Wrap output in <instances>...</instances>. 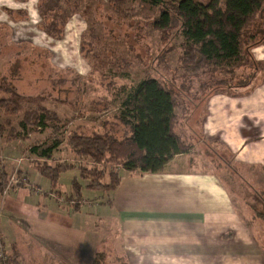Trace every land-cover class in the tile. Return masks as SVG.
Listing matches in <instances>:
<instances>
[{
	"label": "rangeland",
	"instance_id": "rangeland-1",
	"mask_svg": "<svg viewBox=\"0 0 264 264\" xmlns=\"http://www.w3.org/2000/svg\"><path fill=\"white\" fill-rule=\"evenodd\" d=\"M156 17L157 10L142 5L139 0H0V86L15 88L26 99V115L43 111L53 118L51 123L59 134L110 132L121 138L128 130L118 118L122 86L130 88L145 77H155L178 93V114L185 112L187 101L188 119L192 120L182 119L180 128L185 132L184 127L192 126L197 135L206 107L204 99L229 90L233 84L248 81L249 76L235 75L234 80L221 71L206 72L183 64L180 57L185 39L180 29H161L155 23ZM251 51L252 55L264 57V45ZM229 78L232 83L226 82ZM0 90L1 97L8 96L1 87ZM39 105L42 110L36 111ZM22 118L23 112L12 116L0 113V174L6 172L8 178L3 193L28 187L41 195L52 194L61 204H68L71 182L73 176L78 177L80 166L104 168L107 173L117 172L120 176L127 171L120 165L98 164L89 156L75 155L65 140L50 159L40 158L31 152V147L60 136L52 133L51 126L41 128L33 121L24 132L20 128ZM204 147L192 148L194 156L203 160L205 169L219 171L230 191L237 195L241 221L253 227L256 239L264 245V222L254 216L255 211L264 214V191L243 182L247 179L245 172L242 169L243 174L236 175L237 168L227 165L230 159L226 153L220 152V159L210 161V155L215 156L213 153L218 151ZM44 162L52 166L70 163L75 169L73 173H63L60 186L52 189L49 182L44 184V177L37 171L36 165ZM89 193L88 197L83 193L81 204H89L90 199L106 201L111 192ZM94 208L98 213L99 208ZM113 225L110 226L115 230ZM16 231L13 240L18 242V251L29 258V264L37 263L30 258L31 247L35 250L36 246H29V236L22 227ZM111 232L110 229L107 235L101 231L112 245ZM123 256L128 263L127 256ZM50 258L44 252L40 255L42 264H56ZM12 259L1 251L0 264H13ZM149 259L145 264H150Z\"/></svg>",
	"mask_w": 264,
	"mask_h": 264
},
{
	"label": "crops",
	"instance_id": "crops-1",
	"mask_svg": "<svg viewBox=\"0 0 264 264\" xmlns=\"http://www.w3.org/2000/svg\"><path fill=\"white\" fill-rule=\"evenodd\" d=\"M253 56L264 61L257 53ZM261 74L247 87L232 86L206 97L198 136L192 126L184 127L183 134L192 138L196 148H215L218 152L213 153L216 157L210 155V161L226 153L229 168L235 166L236 175L243 169L247 179L242 181L264 191ZM194 154L192 149L176 155L157 173L122 172L108 200L90 199L78 212L54 195H41L28 187L0 192L4 253L13 264H29L13 240L16 228L22 227L29 246H36L30 252L35 264L43 263V252L56 264H91L100 246L126 255L128 264H145L148 257L150 264H264V245L253 227L238 216L237 195L219 171L205 169ZM110 229L112 245L106 242Z\"/></svg>",
	"mask_w": 264,
	"mask_h": 264
},
{
	"label": "trees",
	"instance_id": "trees-1",
	"mask_svg": "<svg viewBox=\"0 0 264 264\" xmlns=\"http://www.w3.org/2000/svg\"><path fill=\"white\" fill-rule=\"evenodd\" d=\"M139 2L157 10L155 23L159 28L180 29L185 39L180 57L183 64L206 72L221 71L234 80L237 75L249 76L248 81L233 84L237 87L249 86L254 82L256 73L264 71V61L254 59L251 51L257 46L264 45V0H139ZM239 70H243L244 73ZM232 79L229 78L226 82L232 83ZM0 87L8 94L7 97L0 96V113L12 116L23 112L20 122L22 131L25 132L30 127L29 122L33 121L41 128L51 126L52 133L60 136L31 147V152L42 159H50L65 140L75 155L89 156L95 163H113L129 172L157 173L176 155L187 154L194 146L192 138L185 136L180 128L183 124L182 119L184 122L192 120L188 119L190 113L187 111V101L184 106L185 112L178 114L177 109L180 108L178 93L155 77H145L130 88L122 86L121 112L118 118L128 130L121 138L110 132L92 135L78 132L66 136L59 134L56 125L51 123L53 118L43 111L41 114L26 115L24 110L26 99L15 88L2 84ZM40 110L42 107L39 105L36 111ZM1 135L0 124V138ZM36 166L37 171L48 180L52 189L60 186L63 173L67 171L73 173L75 169L73 164L65 162L54 166L44 162ZM78 171V177L73 176L71 182L72 190L68 196L70 202L67 201L74 212L81 209L83 193L113 192L121 180L117 172L107 173L104 168L80 166ZM7 180L6 172H1V193L5 190ZM254 216L264 222L263 213L255 211ZM0 249V253L4 251L1 237ZM123 257L117 250L112 252L100 248L96 251L91 264H128Z\"/></svg>",
	"mask_w": 264,
	"mask_h": 264
}]
</instances>
